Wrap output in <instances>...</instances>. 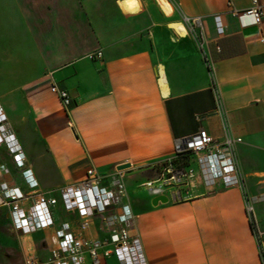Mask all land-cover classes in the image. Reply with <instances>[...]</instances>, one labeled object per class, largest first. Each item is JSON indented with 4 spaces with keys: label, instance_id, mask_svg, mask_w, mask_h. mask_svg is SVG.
Returning a JSON list of instances; mask_svg holds the SVG:
<instances>
[{
    "label": "crops",
    "instance_id": "1",
    "mask_svg": "<svg viewBox=\"0 0 264 264\" xmlns=\"http://www.w3.org/2000/svg\"><path fill=\"white\" fill-rule=\"evenodd\" d=\"M0 0V105L25 157L19 167L0 147V187L19 189L28 209L41 197L85 179L95 168L112 179L120 166L148 264H261L246 210L254 200L264 229V16L244 27L233 12L253 0ZM264 10V0H260ZM200 19V50L174 16ZM226 33L218 36L214 17ZM101 51L103 58L89 55ZM55 86L68 92L65 108ZM218 96L220 98V105ZM206 130L214 139L242 138L236 156L242 188L199 181L190 197L153 206L144 184L154 166L175 157L177 139ZM25 172L38 186L30 188ZM61 211L64 217L61 216ZM55 226L22 234L0 206V264L46 262L55 234L69 223L78 237L106 239L94 218L86 231L62 203ZM92 264L89 254L85 263ZM103 264H120L114 256Z\"/></svg>",
    "mask_w": 264,
    "mask_h": 264
},
{
    "label": "built area",
    "instance_id": "2",
    "mask_svg": "<svg viewBox=\"0 0 264 264\" xmlns=\"http://www.w3.org/2000/svg\"><path fill=\"white\" fill-rule=\"evenodd\" d=\"M233 15L244 26L260 25L264 10L260 0H253L248 10L233 12ZM215 30L218 36L226 33V26L221 15L214 17ZM193 28L200 29L203 48L204 35L200 19H186ZM89 59L103 58L101 51L90 54ZM52 92L59 96L65 108L69 109L72 100L68 92L55 86ZM219 107L220 98L218 96ZM7 116L0 105V147L6 146L13 155L14 162L23 167L25 157L14 133L7 128ZM243 143L242 138L227 135L223 140L214 139L206 130L177 139L175 142V157L154 166L157 178L144 184L149 193L154 196H168L171 192L175 201L190 197V191L199 181L207 190L213 191L218 185L226 189L242 188V177L238 167L236 150ZM25 178L30 188L38 186L37 181L25 172ZM113 187L109 186L106 177L95 169L86 172L81 182L63 187L57 197H41L34 200L27 210L21 206L26 196L19 189H9L6 184L0 187V206L10 208L12 224L22 234H30L39 230H47L55 226L53 208L59 202L67 212L75 213L79 218L78 229H89L94 218H102L108 238L103 240H85L72 232L69 223H64L55 234V247L50 252L46 262L33 258L27 264H84L88 253L92 264L103 262L114 256L120 264H148L141 240L131 235L135 223V214L128 202V190L123 170H117L112 179ZM246 210L251 219L252 227L257 237L261 264H264V229L255 217L254 200L245 193ZM170 199V198H169ZM264 200V196L256 201Z\"/></svg>",
    "mask_w": 264,
    "mask_h": 264
},
{
    "label": "rangeland",
    "instance_id": "3",
    "mask_svg": "<svg viewBox=\"0 0 264 264\" xmlns=\"http://www.w3.org/2000/svg\"><path fill=\"white\" fill-rule=\"evenodd\" d=\"M155 1L158 4V6L161 8V3L159 2V0H155ZM180 23L185 25V27L187 28L188 37L193 41L195 46L198 47L200 50H202V47H201L202 41L200 38V29L193 28L192 25L188 21H186V19L183 16L176 15L173 17L172 22H171V26H170V29L172 30V32L175 33L176 35H179L176 31L175 25L180 24ZM61 216L62 217L65 216L62 211H61ZM98 220L102 223V218H99ZM105 238H108V235H105Z\"/></svg>",
    "mask_w": 264,
    "mask_h": 264
},
{
    "label": "water",
    "instance_id": "4",
    "mask_svg": "<svg viewBox=\"0 0 264 264\" xmlns=\"http://www.w3.org/2000/svg\"><path fill=\"white\" fill-rule=\"evenodd\" d=\"M129 165H123L118 168V170H125L129 168ZM169 203V198L167 196H158L155 197L152 201L153 206H158L159 204H168Z\"/></svg>",
    "mask_w": 264,
    "mask_h": 264
}]
</instances>
